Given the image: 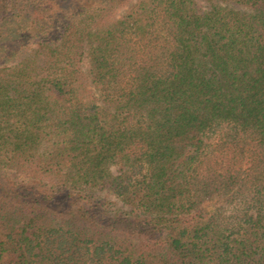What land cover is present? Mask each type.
<instances>
[{
  "label": "trees",
  "instance_id": "1",
  "mask_svg": "<svg viewBox=\"0 0 264 264\" xmlns=\"http://www.w3.org/2000/svg\"><path fill=\"white\" fill-rule=\"evenodd\" d=\"M17 42L0 264H264V0H0Z\"/></svg>",
  "mask_w": 264,
  "mask_h": 264
},
{
  "label": "rangeland",
  "instance_id": "2",
  "mask_svg": "<svg viewBox=\"0 0 264 264\" xmlns=\"http://www.w3.org/2000/svg\"><path fill=\"white\" fill-rule=\"evenodd\" d=\"M132 2H134L135 0H131ZM33 32L32 30H30L26 35H23L24 37L22 39H24V42L27 41H31V43H33L35 40H32V37H30L29 33ZM16 37L19 36V34H15ZM31 39V40H30ZM18 44H16L15 46V50L14 51H10L8 54L5 53L2 55V58L0 57V63H13L15 61L18 60V58L20 57V45L19 42H17ZM85 63H83L84 65ZM98 200H100L101 203H105V207L110 210L109 212H113L114 210L118 209V208H124L122 203L116 199L114 196H112L109 193H98ZM105 201V202H104Z\"/></svg>",
  "mask_w": 264,
  "mask_h": 264
}]
</instances>
